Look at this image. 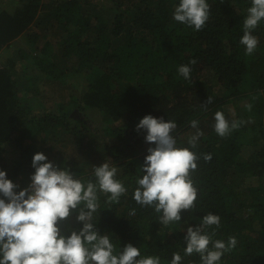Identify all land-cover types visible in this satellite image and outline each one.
Instances as JSON below:
<instances>
[{
  "label": "trees",
  "instance_id": "obj_1",
  "mask_svg": "<svg viewBox=\"0 0 264 264\" xmlns=\"http://www.w3.org/2000/svg\"><path fill=\"white\" fill-rule=\"evenodd\" d=\"M179 2L28 0L14 13L0 10V55L24 35L39 46L37 55L17 53L24 65L32 66L27 80L38 82L34 91L42 96L41 90L58 80L62 83L55 86L61 85L58 90L67 97L58 105V113L34 115L21 95L29 85L18 80V58L0 62V170L18 184L31 157L21 154L18 161H11L7 144H22L25 135L52 134L58 125L64 126L75 136V144L87 150L99 146L94 144L93 127L103 126L106 145L101 146L120 168L117 178L128 189L119 203H106L100 194L96 227L100 234L110 235L114 254L130 243L141 256H159L161 264H171L175 253L181 255L182 264H201L199 254L184 255L185 236L188 227L198 226L212 213L221 218L220 228L207 230L215 232L213 240L237 239L219 264H264V21L253 32L260 52L246 55L240 39L251 0H208L210 19L200 31L173 19ZM34 26L37 30H32ZM192 59L197 60L195 65H190ZM182 65L191 67L190 80L179 74ZM209 96L213 102L206 104ZM229 106L235 110V120L252 119L254 124L243 123L220 137L207 122L215 123L218 111L233 119ZM41 109L46 110L43 102ZM147 115L177 123V147H190L185 134L196 131L191 120L199 121L203 132L198 147L190 149L200 156L192 174L198 189L196 209L182 211L181 221L168 226L159 223L153 208L141 207L133 199L136 179L142 178L141 167L149 154L144 145L155 147L146 142L145 130L137 131ZM247 131L257 135L249 159L242 141ZM48 136L41 138L44 144ZM207 153L212 155L210 162L203 159ZM66 169L84 182L95 179L82 163ZM76 215L61 225L69 235V229L79 231L83 226Z\"/></svg>",
  "mask_w": 264,
  "mask_h": 264
},
{
  "label": "clouds",
  "instance_id": "obj_2",
  "mask_svg": "<svg viewBox=\"0 0 264 264\" xmlns=\"http://www.w3.org/2000/svg\"><path fill=\"white\" fill-rule=\"evenodd\" d=\"M211 8L208 0H180L175 7L173 19L200 31L209 21ZM264 21V0H251L243 21V36L240 43L246 48V55L257 49L258 38L253 32ZM190 65L197 63L190 60ZM191 67L182 65L179 74L191 79ZM213 102L208 97L206 104ZM205 104V105H206ZM251 110V105H248ZM214 130L220 137L228 136L245 121L229 122L223 112L215 113ZM199 121L191 120L190 126L196 131L188 138L190 147H177L174 133L178 125L175 121L165 122L147 115L140 120L137 131L145 130V140L155 147L148 148L141 171L137 177V187L133 199L141 207L153 208L159 223L165 226L179 223L184 210L195 211L198 189L194 186L192 174L197 170L200 156L190 150L196 149L203 132ZM206 162L212 160L210 153L204 154ZM43 153H36L32 160L35 169L31 183L22 190L19 184L7 178L0 170V264H161L159 256H141L140 249L127 244L116 253L110 235L100 234L96 227L100 215V194L106 203H119L128 189L117 178L118 169L105 162L94 166L87 182L76 178L69 169H61L47 162ZM82 228L69 229L67 234L61 225L73 213ZM136 209L130 215L134 216ZM221 227L219 215L208 213L196 227H188L185 236V256L199 254L201 264H219L222 256L234 249L237 239L213 240L215 232L207 230ZM139 257V259H138ZM171 264H182L179 253L173 254Z\"/></svg>",
  "mask_w": 264,
  "mask_h": 264
},
{
  "label": "rangeland",
  "instance_id": "obj_3",
  "mask_svg": "<svg viewBox=\"0 0 264 264\" xmlns=\"http://www.w3.org/2000/svg\"><path fill=\"white\" fill-rule=\"evenodd\" d=\"M95 2H99L100 4H107L110 0H91ZM28 2V0H0V10L5 9L9 10L11 13H14L17 10L18 5H22L24 3ZM32 30H37V27L34 26ZM22 35L20 38L15 40L13 42V45L10 49L4 51L2 55H0V62H6L10 60V58L15 57L18 58V65H17V74H18V80H22L23 82H26L29 85V90L22 91L21 95L24 97V103L29 105V108L31 109V113L34 115L40 114V113H58V105L62 101H67L66 95H64L63 91H59L58 88L61 86H55V84L62 83V81L56 80V82L53 83V87H47L45 91L42 89L43 92L42 96L37 95V93L34 91V88H38L37 81L31 80L29 83L27 78L32 75V66L30 65H24L22 63V59H20V54L18 55V52H27L30 54L37 55V50L39 46L37 44H32L30 41L25 39ZM256 52H260L259 46H257ZM255 53V52H254ZM72 65V64H71ZM49 81H52L51 79ZM68 85L70 84V81L67 80ZM48 82V81H46ZM25 83V86L27 85ZM40 88V87H39ZM248 98L240 101L241 105H244L248 102ZM44 103L46 106L45 112L41 109V103ZM228 113L234 117L233 119H228L229 122L231 120H235V110L232 106L227 107ZM76 113V112H75ZM237 119V118H236ZM245 125H248L249 127L254 124V121L252 119H244ZM209 128H213L215 123H209ZM74 124V123H73ZM94 130H97V136L95 137V140L97 143H94L95 145L99 144L97 148H90V149H81L80 146H77L75 144V136L72 135L70 132L67 131V127L59 126L56 130L52 132V134L43 133V134H32V135H25V139L20 144L19 141H13L9 142L7 144V151L9 154V158L11 161H18L22 155L21 154H28L31 157V161L33 160V157L36 153H43L48 157L47 162H52L54 166H57L61 169H65L67 167L73 166L78 163L84 164V166L89 170L92 171L94 166H101L105 162L109 163L112 166L117 167L112 163V158L110 156H105L104 147L102 148L101 144H104V134H103V126L95 125ZM193 134V131L186 132L185 136L188 138ZM48 136V142L43 143L41 141V138L43 136ZM245 136H242V141L244 144V156L249 159L253 157L255 146H253L252 141L254 140V137L257 136L254 134L253 131H247ZM101 138V139H100ZM116 142V140H112ZM108 144L112 145L113 142L109 141ZM21 147H23L21 149ZM52 148V149H49ZM149 148V145H144L143 150H146ZM25 149V153H22V150ZM31 161L29 165H25L20 172L19 177L17 178V183L20 185L21 188H26L31 183V175L34 174L35 169L33 168L31 164ZM118 173H120V168H118Z\"/></svg>",
  "mask_w": 264,
  "mask_h": 264
}]
</instances>
